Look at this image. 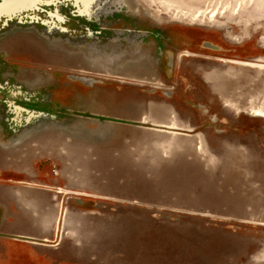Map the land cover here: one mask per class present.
<instances>
[{"label":"rangeland","instance_id":"374dc122","mask_svg":"<svg viewBox=\"0 0 264 264\" xmlns=\"http://www.w3.org/2000/svg\"><path fill=\"white\" fill-rule=\"evenodd\" d=\"M19 6L0 14V264H264V6Z\"/></svg>","mask_w":264,"mask_h":264},{"label":"snow or ice","instance_id":"6c2138e0","mask_svg":"<svg viewBox=\"0 0 264 264\" xmlns=\"http://www.w3.org/2000/svg\"><path fill=\"white\" fill-rule=\"evenodd\" d=\"M59 0H0V12L3 11L5 4L15 6V5H29L35 3H58ZM79 2L84 3L86 6L94 3L95 0H79Z\"/></svg>","mask_w":264,"mask_h":264},{"label":"bare ground","instance_id":"6f19581e","mask_svg":"<svg viewBox=\"0 0 264 264\" xmlns=\"http://www.w3.org/2000/svg\"><path fill=\"white\" fill-rule=\"evenodd\" d=\"M256 1H257L259 4H261L262 7L264 6V0H256ZM17 6H19V5H15L14 8L17 7ZM11 7H13V6L8 5V4H5L3 11H4V10H5V11H8V10L11 9ZM19 7H20V6H19ZM249 8H250V7H249ZM13 11H14V10H13ZM263 11H264V10H263ZM250 12H252V11H250Z\"/></svg>","mask_w":264,"mask_h":264},{"label":"water","instance_id":"95a60500","mask_svg":"<svg viewBox=\"0 0 264 264\" xmlns=\"http://www.w3.org/2000/svg\"><path fill=\"white\" fill-rule=\"evenodd\" d=\"M16 8H17V7H15V8H14V6H13V7H11V9H10V10H12V9L14 10V9H16Z\"/></svg>","mask_w":264,"mask_h":264},{"label":"crops","instance_id":"0c3cea01","mask_svg":"<svg viewBox=\"0 0 264 264\" xmlns=\"http://www.w3.org/2000/svg\"><path fill=\"white\" fill-rule=\"evenodd\" d=\"M1 13L3 14L4 12L2 11V12H0V14H1Z\"/></svg>","mask_w":264,"mask_h":264}]
</instances>
